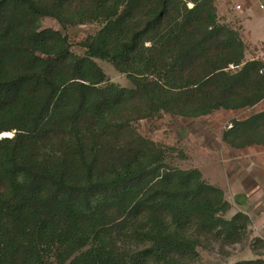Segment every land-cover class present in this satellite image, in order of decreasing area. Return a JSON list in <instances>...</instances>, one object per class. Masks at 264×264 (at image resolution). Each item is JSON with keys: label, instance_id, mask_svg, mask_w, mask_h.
<instances>
[{"label": "trees", "instance_id": "1", "mask_svg": "<svg viewBox=\"0 0 264 264\" xmlns=\"http://www.w3.org/2000/svg\"><path fill=\"white\" fill-rule=\"evenodd\" d=\"M43 17L100 28L81 55ZM247 50L217 0H0V264H192L205 241H241L249 215L227 218L224 190L135 122L264 103ZM222 139L264 145V106Z\"/></svg>", "mask_w": 264, "mask_h": 264}, {"label": "rangeland", "instance_id": "2", "mask_svg": "<svg viewBox=\"0 0 264 264\" xmlns=\"http://www.w3.org/2000/svg\"><path fill=\"white\" fill-rule=\"evenodd\" d=\"M261 2L264 3L256 0L248 15L241 13L240 8L245 9L242 6L244 0H217L220 21L238 28L248 45L246 59L257 56L264 60V10L260 7ZM41 26L66 34L71 49L81 55L86 50L83 42L100 28L97 22L63 28L52 17H43ZM95 60L109 81L125 87L134 86L126 74L110 62L100 58ZM263 106L261 102L244 109H219L200 117L162 112L135 122L142 134L169 147L167 161L173 166L198 168L209 183L224 190L225 198L231 203V209L225 215L227 218L238 211L250 217L247 233L241 241L232 244L205 241L199 247V257L192 264H234L241 260L264 258V145L234 148L222 139L223 131L231 127L232 120L246 118ZM12 135L13 132H2L0 137Z\"/></svg>", "mask_w": 264, "mask_h": 264}, {"label": "crops", "instance_id": "3", "mask_svg": "<svg viewBox=\"0 0 264 264\" xmlns=\"http://www.w3.org/2000/svg\"><path fill=\"white\" fill-rule=\"evenodd\" d=\"M256 0H244V3L242 4V6H245V9H242V8H240L242 11H241V13H243V14H245V13H248V15H249V11H251V8H252V6H253V3L255 2ZM264 1V0H263ZM224 5V7H225V4H223ZM220 7V5H218V8ZM260 7L264 10V3L263 2H261V4H260ZM230 9H232V7L230 8ZM227 10L229 11V8H227ZM236 13H238V12H236ZM239 16H240V14H239ZM241 17V16H240ZM240 21H242L241 19H240ZM240 24H241V22H240ZM245 41V40H244ZM256 58H260V57H257L256 56ZM262 59V58H261Z\"/></svg>", "mask_w": 264, "mask_h": 264}, {"label": "built area", "instance_id": "4", "mask_svg": "<svg viewBox=\"0 0 264 264\" xmlns=\"http://www.w3.org/2000/svg\"><path fill=\"white\" fill-rule=\"evenodd\" d=\"M238 7H240V5H238Z\"/></svg>", "mask_w": 264, "mask_h": 264}]
</instances>
